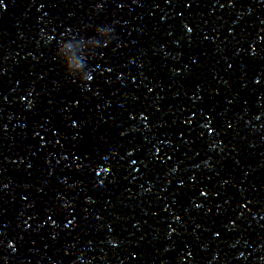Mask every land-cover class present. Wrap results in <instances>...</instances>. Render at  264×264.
I'll return each instance as SVG.
<instances>
[{"label": "water", "instance_id": "95a60500", "mask_svg": "<svg viewBox=\"0 0 264 264\" xmlns=\"http://www.w3.org/2000/svg\"><path fill=\"white\" fill-rule=\"evenodd\" d=\"M264 184V0H0V264H227Z\"/></svg>", "mask_w": 264, "mask_h": 264}]
</instances>
